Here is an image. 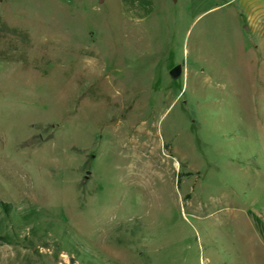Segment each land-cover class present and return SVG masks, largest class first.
<instances>
[{"label": "rangeland", "instance_id": "1", "mask_svg": "<svg viewBox=\"0 0 264 264\" xmlns=\"http://www.w3.org/2000/svg\"><path fill=\"white\" fill-rule=\"evenodd\" d=\"M1 203L0 264H264V0H0Z\"/></svg>", "mask_w": 264, "mask_h": 264}, {"label": "crops", "instance_id": "2", "mask_svg": "<svg viewBox=\"0 0 264 264\" xmlns=\"http://www.w3.org/2000/svg\"><path fill=\"white\" fill-rule=\"evenodd\" d=\"M118 6L121 16L126 21L136 22L153 11L155 0H118Z\"/></svg>", "mask_w": 264, "mask_h": 264}, {"label": "trees", "instance_id": "3", "mask_svg": "<svg viewBox=\"0 0 264 264\" xmlns=\"http://www.w3.org/2000/svg\"><path fill=\"white\" fill-rule=\"evenodd\" d=\"M0 205L2 206V209L1 210L3 211V213H5V217H8V213H10L12 210L10 208H7L6 207V204H4V203H1ZM39 212L40 211L38 209H36L34 206H31L28 214H32L34 216H38L39 215ZM26 215L27 214L22 215L23 218H26Z\"/></svg>", "mask_w": 264, "mask_h": 264}, {"label": "water", "instance_id": "4", "mask_svg": "<svg viewBox=\"0 0 264 264\" xmlns=\"http://www.w3.org/2000/svg\"><path fill=\"white\" fill-rule=\"evenodd\" d=\"M180 72H181V67H180L179 65H177V66H175V67H173V68L171 69V75H172L173 77H177V76H179V75H180Z\"/></svg>", "mask_w": 264, "mask_h": 264}]
</instances>
